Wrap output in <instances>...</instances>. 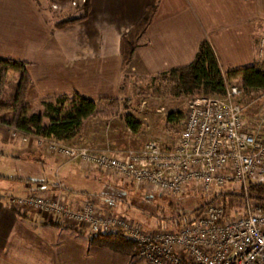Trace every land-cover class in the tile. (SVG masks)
I'll list each match as a JSON object with an SVG mask.
<instances>
[{"label": "crops", "instance_id": "obj_1", "mask_svg": "<svg viewBox=\"0 0 264 264\" xmlns=\"http://www.w3.org/2000/svg\"><path fill=\"white\" fill-rule=\"evenodd\" d=\"M214 4L216 12L209 14L196 0H90L85 20L54 30L56 22L48 24V10L40 0H0V58L27 64L31 93L41 108L44 101L61 95L120 99L124 80L188 66L203 41L212 46L224 72L257 63V42L264 37V0ZM152 5L154 17L122 73L120 39ZM14 49L18 55L10 53ZM4 126L0 123V148L5 151L0 158L14 161L26 173L0 176V264H126L121 254L90 244L83 231L65 226L63 220L10 205L12 197H25L15 194L24 187L32 190L28 195L61 196L71 208L92 201L108 213L98 194L83 187L64 189L45 169L72 174L79 166L85 175L112 174L31 148L22 139L18 144L1 133Z\"/></svg>", "mask_w": 264, "mask_h": 264}, {"label": "built area", "instance_id": "obj_2", "mask_svg": "<svg viewBox=\"0 0 264 264\" xmlns=\"http://www.w3.org/2000/svg\"><path fill=\"white\" fill-rule=\"evenodd\" d=\"M256 48L257 59L264 65V37ZM241 95L240 87L231 86L223 97L191 100L175 144L164 146L160 140H150L119 157L105 149L38 138L69 162L85 163L167 196L179 195L191 185L209 194L236 183L245 206L244 215L236 220H225L223 204H214L198 212L192 224L179 232L149 233L90 203L71 208L61 196L12 197L10 205L71 222L91 235L120 231L135 246L139 264H264V216L254 215L248 197L249 183L264 181V139L247 129Z\"/></svg>", "mask_w": 264, "mask_h": 264}, {"label": "rangeland", "instance_id": "obj_3", "mask_svg": "<svg viewBox=\"0 0 264 264\" xmlns=\"http://www.w3.org/2000/svg\"><path fill=\"white\" fill-rule=\"evenodd\" d=\"M54 1L40 0L42 8L45 7V10H48L46 13V15L48 14V24H50V21L74 20L78 17L79 10L77 8L82 5L80 0H75L74 3L76 5L74 6L72 5L73 1L60 2V4L53 5ZM196 1L199 3L201 9H206H204L205 12L207 11L209 14L216 12L215 0ZM10 53L18 55V50L14 49ZM147 78L134 77L124 80L120 100H129L130 104L121 111L120 116L109 121H101L97 118L86 120L78 136L72 142L65 145L105 149L110 151L112 157H119L125 151L142 148L150 140H160L164 146L175 144L183 129L192 98L174 99L167 94L163 87L158 88L156 85L149 84L146 80ZM18 81L19 77L17 74L9 73L7 75L6 83L0 91L1 100L7 101L10 98ZM231 86H237L241 89L240 84L237 82H232ZM50 90H53V88ZM50 90L47 89L46 91ZM241 92L242 95L239 103L244 107L246 127L249 131L258 133L264 139V91H245L241 89ZM26 104H32V109L28 114L40 113L42 111L41 104L39 106V101L34 99L31 91ZM126 115L129 116L131 126L126 125L124 121ZM167 118H176V120L168 122ZM44 124L46 125L47 122L45 121ZM7 127L5 125L1 133L9 138H15L18 144L21 143L20 140L22 139V142L26 146L30 145L31 148L34 146L40 151L53 153L45 144L40 143L38 136L25 135L18 131L15 132L16 136H12L14 130ZM17 135H20L21 138ZM0 153H5L4 149L1 150L0 148ZM0 161V176L10 177L16 175L18 177L26 173L21 169L19 170L17 165H15L16 163H11L14 161H7L2 158H0ZM45 170L47 171V175L55 179L64 189L73 190L77 187H83L89 193L98 194L106 206L105 211L115 216H122L147 232H153L158 229H176L172 223L165 222L163 219L170 220L172 217L178 218V216L191 214L201 205L213 200L215 195L220 193L226 194L224 204L228 210L229 220L239 217L244 213L240 197L238 196L241 193V187L236 183L214 188L209 194L203 193L198 187L191 185V190L186 189L179 195L161 196L155 190H149L143 186L138 187L116 175H110L109 177L103 173L92 175L81 174L79 166L75 167L72 174L64 172L56 174L54 169ZM31 191L30 189L20 187L15 194L26 196ZM150 191L153 192V198H144L146 195L150 196ZM169 203H172V206H169ZM217 204H223V202L220 200ZM24 212L32 213L33 211L24 210ZM62 223L65 226L83 231L86 237L89 234L87 229L78 227L71 222L63 221ZM121 257L127 260L126 264H131L130 257L126 255H121Z\"/></svg>", "mask_w": 264, "mask_h": 264}, {"label": "trees", "instance_id": "obj_4", "mask_svg": "<svg viewBox=\"0 0 264 264\" xmlns=\"http://www.w3.org/2000/svg\"><path fill=\"white\" fill-rule=\"evenodd\" d=\"M58 1L74 2L75 0ZM77 9L79 13L76 19L60 20L54 24V30H62L69 25L85 20L90 12V0H85ZM155 12L156 6H148L142 17L120 39L119 53L122 60V73L131 61L136 49L137 39L148 27ZM9 73L17 74L19 81L7 101L0 99V123L7 125L14 132L18 131L25 135H36L58 142H72L78 136L86 120L91 118H97L101 121L112 120L120 116L121 111L130 104L129 100L121 101L120 99L109 98L91 100L78 94H73L70 97L61 95L54 100L43 102L40 113L28 114L31 107L26 104V101L33 84L27 73V64L0 58V91L6 83ZM146 80L149 84L156 85L158 88L163 87L167 94L174 99L192 98L193 100L196 97H223L227 89L231 87L232 82L239 83L241 89L245 91H264V65L261 62H257L249 67L224 72L212 46L207 41H203L200 43L191 64L170 69L159 75L148 77ZM175 120L176 118H167L168 122ZM45 121L47 122L46 125L44 124ZM124 121L126 125L131 126L128 115L124 117ZM188 190H191V186ZM152 193L150 191V196L146 195L144 198L152 199ZM158 194L164 195L162 193ZM225 196L226 194L223 193L215 195L213 200L201 205L191 214L178 216V218L172 217L170 220L163 219L165 222L172 223L176 229H158L149 233L179 232L192 224L198 212L208 205L219 203L220 200L224 206V219L229 220L228 210L224 204ZM230 196L232 195L230 194ZM238 196L244 211L245 206L242 202L241 193ZM248 197L251 201L254 215L264 216V181L250 182ZM87 203L93 204L92 201H87ZM169 206H172V203H169ZM243 215L244 213L241 216ZM239 217L232 220H236ZM79 234L84 235L82 232H79ZM87 239L90 244L97 247L130 257L131 264H139L135 246L125 240L120 231L112 230L99 235L88 234Z\"/></svg>", "mask_w": 264, "mask_h": 264}]
</instances>
